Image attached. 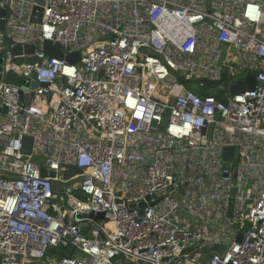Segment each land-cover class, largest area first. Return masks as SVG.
Returning <instances> with one entry per match:
<instances>
[{
    "label": "built area",
    "instance_id": "1",
    "mask_svg": "<svg viewBox=\"0 0 264 264\" xmlns=\"http://www.w3.org/2000/svg\"><path fill=\"white\" fill-rule=\"evenodd\" d=\"M38 1L0 0V264H264V0Z\"/></svg>",
    "mask_w": 264,
    "mask_h": 264
},
{
    "label": "water",
    "instance_id": "2",
    "mask_svg": "<svg viewBox=\"0 0 264 264\" xmlns=\"http://www.w3.org/2000/svg\"><path fill=\"white\" fill-rule=\"evenodd\" d=\"M38 4L43 5V2L41 0H39ZM37 10L39 12H41L40 8H37ZM3 15H4V13L2 11H0V16H3ZM38 16H40V13L38 14ZM2 29H3V22H0V30H2ZM41 48L43 49L44 53L47 54L48 56L56 58V59H64L68 63L76 62L78 60V57H79L77 53L69 54V55L65 56L57 46L52 45L50 42H44L43 46L41 44H37L35 46H25L23 49H21L20 47H15L13 49V53L15 55H20L21 52L23 51L24 54L28 55V54H32L35 51L39 52L41 50ZM4 82L6 84L16 86L18 84V79H17V77H15L13 75H8L5 78ZM254 85H255L254 77L249 76L245 82H238L236 85H234L231 88V92L232 93H241L245 89L252 90ZM196 88H197L196 84L192 85V89L195 90ZM199 94L203 95V91L201 90L199 92ZM209 95L214 96L215 94L210 93ZM31 146H32V139L30 137H24L21 153L25 156H29ZM231 158H232V150L231 149H225L224 150V160H230ZM79 173H80V171L76 167H68L67 171H65L63 173V178L68 179V178L72 177L73 175L79 174ZM41 175L45 176L46 175L45 171H42ZM51 176H53V174H51ZM83 218H85V216H83ZM87 218L88 219H94V220H101L103 218V214L99 213V214L94 215L91 213L87 216ZM80 227L85 228L86 224L82 223L80 225ZM210 251L211 252H217L218 254H221L223 252V248L213 247L210 249Z\"/></svg>",
    "mask_w": 264,
    "mask_h": 264
},
{
    "label": "trees",
    "instance_id": "3",
    "mask_svg": "<svg viewBox=\"0 0 264 264\" xmlns=\"http://www.w3.org/2000/svg\"><path fill=\"white\" fill-rule=\"evenodd\" d=\"M48 253L49 254H51V253L57 254V256H70L71 253H72V249L71 248H67V247H59V248H56V249H52Z\"/></svg>",
    "mask_w": 264,
    "mask_h": 264
},
{
    "label": "rangeland",
    "instance_id": "4",
    "mask_svg": "<svg viewBox=\"0 0 264 264\" xmlns=\"http://www.w3.org/2000/svg\"><path fill=\"white\" fill-rule=\"evenodd\" d=\"M20 86H21L22 89H28V88H31V84H30V82H29L28 80H22ZM210 93H214V94L216 95V93L213 92V91H209V92H208V94H210ZM215 95H214V96H215Z\"/></svg>",
    "mask_w": 264,
    "mask_h": 264
}]
</instances>
